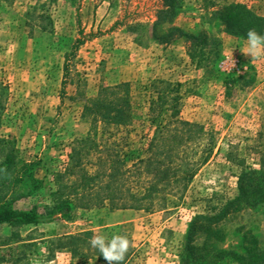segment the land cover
Returning a JSON list of instances; mask_svg holds the SVG:
<instances>
[{
    "label": "rangeland",
    "instance_id": "rangeland-1",
    "mask_svg": "<svg viewBox=\"0 0 264 264\" xmlns=\"http://www.w3.org/2000/svg\"><path fill=\"white\" fill-rule=\"evenodd\" d=\"M229 4L264 17V0H181L173 10L162 0H0V139L8 141L0 144V161L12 150L17 159L39 161L43 180L34 192L12 190L14 208L50 204L55 174L78 172L72 167L78 160L118 196L125 189L143 193L152 177L134 165L147 157L155 134L152 81L179 83L178 118L204 128L185 155L199 164L212 149L187 189L174 188L166 209L157 200L154 212L95 207L77 209L70 220L1 227L0 264H107L89 240L80 256L58 247L60 238L84 232L126 236L133 251L124 264H180L191 219L233 199L242 171L259 169L264 154V51L251 57L246 39L225 32L218 10ZM51 26L54 32L41 31ZM126 82L133 124L99 123L92 141L80 144L91 130L84 106L102 87ZM118 159L132 170L111 183L106 174ZM120 210L136 215L121 223L112 217ZM216 228L221 248L239 249L249 233L264 250V206H243Z\"/></svg>",
    "mask_w": 264,
    "mask_h": 264
},
{
    "label": "trees",
    "instance_id": "trees-1",
    "mask_svg": "<svg viewBox=\"0 0 264 264\" xmlns=\"http://www.w3.org/2000/svg\"><path fill=\"white\" fill-rule=\"evenodd\" d=\"M170 10L179 6L181 0H162ZM219 20L225 32L239 39H246L249 29L264 35V17L257 15L245 5L229 4L218 10ZM42 32H54L47 27ZM76 46V45H75ZM67 66H65V71ZM130 83H120L115 86L102 87L97 95L84 106L85 116L91 118V130L81 140L80 144H87L97 134L99 123L116 127H128L135 119L134 102L130 95ZM180 84L167 81H152V98L150 101V122L155 125V134L147 147V157L140 159L134 168L152 177V181L143 193L133 194L130 189L119 192L112 191L110 185H98L99 175H91L81 161L72 167L79 169L55 174L56 188L51 191L50 204L34 205L27 210H19L12 206L8 194L20 186L34 192L43 186V180L36 175L40 167L39 161L26 162L9 151L0 161V228L39 226L59 220H70L77 209L89 210L95 207H109L116 209L144 210L154 212L158 200L159 210L166 209L169 196L175 193L174 188L181 186L186 190L193 180L200 165L205 163L212 149H206L208 154L203 156L201 163H193L184 150L189 147L193 134L199 137L205 134L201 125L183 121L178 118L180 109ZM170 142L173 144L170 145ZM8 143L0 139V144ZM98 147V145H96ZM74 153L77 155L78 152ZM184 153V154H183ZM73 154L70 159L73 161ZM117 161V160H116ZM119 167L112 162V173L106 174L108 181L128 175L132 169L125 161L118 159ZM77 176L75 181H65L66 176ZM80 182V183H78ZM103 191L104 195H100ZM30 193V192H29ZM28 195V194H27ZM23 197L19 195L17 198ZM117 198H124L120 203ZM129 198V199H128ZM14 200V199H13ZM93 200H96L93 202ZM131 200L133 203H128ZM243 206H264V154L259 169L244 170L237 183V195L228 200L220 208L210 207L207 214L196 215L187 225L184 248L180 254V264H264V250L258 245L253 235L246 233L241 239L239 249L226 250L219 246L222 233L216 227L230 213ZM92 232L69 235L58 240L60 248H69L73 256H80L79 249L88 244ZM202 238L200 245L197 239ZM91 245H88L90 247ZM133 248L129 245L124 264L129 259ZM85 257V255H82ZM89 257V256H87Z\"/></svg>",
    "mask_w": 264,
    "mask_h": 264
},
{
    "label": "clouds",
    "instance_id": "clouds-1",
    "mask_svg": "<svg viewBox=\"0 0 264 264\" xmlns=\"http://www.w3.org/2000/svg\"><path fill=\"white\" fill-rule=\"evenodd\" d=\"M247 52L252 56L264 51V35L249 29L246 33ZM129 240L123 235H113L105 239L103 235H94L89 239V244L96 249L107 264H121L129 248Z\"/></svg>",
    "mask_w": 264,
    "mask_h": 264
},
{
    "label": "crops",
    "instance_id": "crops-1",
    "mask_svg": "<svg viewBox=\"0 0 264 264\" xmlns=\"http://www.w3.org/2000/svg\"><path fill=\"white\" fill-rule=\"evenodd\" d=\"M132 215H136V211H134V210H120V211L114 212L112 217L118 216L120 221H122L121 223H126L128 221H125V220H127Z\"/></svg>",
    "mask_w": 264,
    "mask_h": 264
}]
</instances>
